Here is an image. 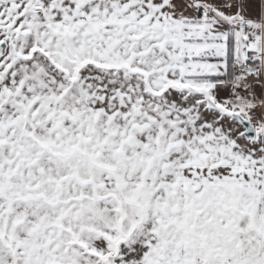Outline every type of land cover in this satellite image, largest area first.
Masks as SVG:
<instances>
[{"label": "snow or ice", "instance_id": "snow-or-ice-1", "mask_svg": "<svg viewBox=\"0 0 264 264\" xmlns=\"http://www.w3.org/2000/svg\"><path fill=\"white\" fill-rule=\"evenodd\" d=\"M0 264H264V0H0Z\"/></svg>", "mask_w": 264, "mask_h": 264}]
</instances>
